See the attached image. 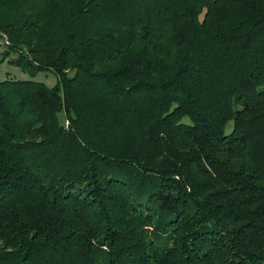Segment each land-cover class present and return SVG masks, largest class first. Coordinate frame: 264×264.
Instances as JSON below:
<instances>
[{
    "label": "trees",
    "instance_id": "1",
    "mask_svg": "<svg viewBox=\"0 0 264 264\" xmlns=\"http://www.w3.org/2000/svg\"><path fill=\"white\" fill-rule=\"evenodd\" d=\"M5 61L0 264H264V0H0Z\"/></svg>",
    "mask_w": 264,
    "mask_h": 264
},
{
    "label": "rangeland",
    "instance_id": "2",
    "mask_svg": "<svg viewBox=\"0 0 264 264\" xmlns=\"http://www.w3.org/2000/svg\"><path fill=\"white\" fill-rule=\"evenodd\" d=\"M6 9L9 11V9L7 7L3 8L2 10H6ZM5 46H7V45H4L3 48L6 49L7 47H5ZM22 51L24 52L25 50H22ZM10 57L13 58L12 60H15L19 57V55H18V53L17 54H11ZM0 74H2L5 78H6V76L7 77L9 76L12 78H20V79H31L32 78L34 80L42 81L45 84H47L48 86L54 85L56 82V79H57L56 75L51 71L44 72V73L38 72L35 75V77H31L29 74L22 71L19 67L11 65L10 62H7V61L3 62L0 65ZM104 257H105V253L103 254V253L99 252L98 254H95L96 264L105 263Z\"/></svg>",
    "mask_w": 264,
    "mask_h": 264
},
{
    "label": "built area",
    "instance_id": "3",
    "mask_svg": "<svg viewBox=\"0 0 264 264\" xmlns=\"http://www.w3.org/2000/svg\"><path fill=\"white\" fill-rule=\"evenodd\" d=\"M3 42H4V44H5V45H8V41H6V40H3Z\"/></svg>",
    "mask_w": 264,
    "mask_h": 264
}]
</instances>
